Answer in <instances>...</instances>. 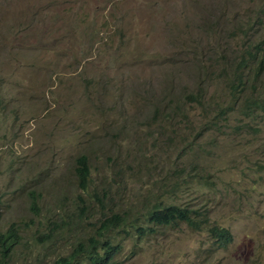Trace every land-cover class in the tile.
Segmentation results:
<instances>
[{
    "label": "rangeland",
    "instance_id": "rangeland-1",
    "mask_svg": "<svg viewBox=\"0 0 264 264\" xmlns=\"http://www.w3.org/2000/svg\"><path fill=\"white\" fill-rule=\"evenodd\" d=\"M0 7V97L14 99L0 104V233L22 234L0 264H54L115 215L127 221L110 234L122 264H264V107L240 112L263 92L264 0ZM174 204L237 225L233 244L211 251L187 225L129 239L145 207Z\"/></svg>",
    "mask_w": 264,
    "mask_h": 264
},
{
    "label": "trees",
    "instance_id": "trees-1",
    "mask_svg": "<svg viewBox=\"0 0 264 264\" xmlns=\"http://www.w3.org/2000/svg\"><path fill=\"white\" fill-rule=\"evenodd\" d=\"M249 54L252 56L251 52ZM246 60V58L243 59L244 66L247 65ZM262 63L263 61H261V64ZM262 68L263 66L259 67L258 73L261 72ZM250 73L253 72L250 71ZM245 81V73L243 72V69H240L235 73L232 79L228 80V82L230 83L229 87L232 89V91L236 92V84L238 83L239 85H244ZM262 86L263 92L259 95V98H256V100L251 99L254 100L251 101L247 97L244 101H241L240 112L242 114L247 116H253L257 115V109H263L264 84H262ZM89 173L90 171L88 167V160L85 158L82 167L78 171V175L80 179L84 182L88 178ZM180 210H182L181 207L173 205L165 207L164 209L162 207L155 209H151V207H145L141 217L137 218L136 220H133L130 225L134 228V232L138 233L139 231H142L141 233H145V230L143 229L148 222H152L157 230L170 227L171 222H173V219L175 217H178L182 219V221H186L191 225L197 223V211H192L188 214H184L180 212ZM145 216L146 218L144 226H142L143 221L141 220ZM138 222H140V226L137 224ZM203 223L204 222H201L200 225H202ZM125 224H127V221L122 220L120 216H112L101 224V231L98 232V236L91 237L89 246L79 244L74 254H72L71 256L58 258L55 264H81L76 262L74 257H85V264H118L116 260L117 255L119 253L118 251H116L117 244H113V239H110V234L114 229L113 226L117 225L119 227H123ZM130 225H128V227ZM19 233H21L19 229H17L16 227H12L6 233L0 234V251L2 252L3 258H7L8 256H10L14 252L16 246L19 245V241L20 239H22V236H20ZM129 233L130 232H128V235L131 236L132 234ZM222 234H224L223 230Z\"/></svg>",
    "mask_w": 264,
    "mask_h": 264
},
{
    "label": "clouds",
    "instance_id": "clouds-1",
    "mask_svg": "<svg viewBox=\"0 0 264 264\" xmlns=\"http://www.w3.org/2000/svg\"><path fill=\"white\" fill-rule=\"evenodd\" d=\"M4 16H5V10H3L0 7V29L4 28ZM12 84L15 85L17 83H12ZM7 101L12 102L10 107L7 106V104H6ZM1 103H3V105L8 110H12L14 108V99H12L10 97H5V98L4 97L3 98L0 97V104ZM253 116H255V115H253ZM85 158L87 159V157L85 155H81V156H79L77 158V169H76L77 172L76 173H77V176H78L79 179H80V177L78 175V171L82 167L83 161H84ZM88 167H89V165H88ZM89 177H90V173H89L88 178ZM204 180H205V182H206V184L208 186L210 180L208 178H206V177L204 178ZM80 181H82V180L80 179ZM216 187H217V185L214 186V188H216ZM245 188H246V186L245 187L241 186L240 185V181H238L237 185L234 187V190H233V198H232L233 199L232 200L233 203H237L240 199H242L241 196H242L243 191H244ZM168 206H170V205H168ZM168 206H166V207H168ZM173 206L181 207L182 210H180V212H182L184 214H188V213H190L192 211H197L198 212V214H196L197 223H195L194 225H191L188 222L182 221V219H180L178 217L177 218L175 217L173 219V222H171L170 227L171 226L187 225V226L192 227L195 231H202V232L207 233L208 241H207V244H205V245L207 247H209V249L211 251H216L217 249H222V248H228L230 245L233 244V242H234V234H233V230L232 229L234 227H236L237 225H233V224L230 223V225H228V226H222L219 223L211 222L210 218H208V219H198L199 216H200V213H201L198 208H196V209H194V208H185V207H182L180 205H175V204ZM162 208L164 209L165 207H162ZM240 208H241V206L239 205V207H237L236 210L234 211L233 215L236 214L240 210ZM201 222H204V223L202 225H200ZM170 227H166V228H162L160 230H157L152 222L151 223L148 222L146 224V226L144 227V229H143V230H145V233H141L142 231L138 232V235H139L138 241L141 240V239H144L146 237H149V236L153 237V238H156V237H158V235L160 234V232L163 229H168ZM222 230L224 231V234H222ZM2 233H6V232H2ZM134 233L135 232H133L132 235L129 236V239L134 235ZM19 235L22 236L21 233H19ZM112 242H113V244L114 243L117 244L116 251L119 252L118 255H117V259L116 260H117L118 264H122V261H120V258H121V256H123V254L125 252V247L123 245H121L120 243L115 242V240H113ZM135 246H139V243L137 242ZM76 250L77 249H75L72 254H74L76 252ZM72 254L67 255V256H71ZM63 257H65V256H63ZM74 258H75L76 262L81 263V264H85V259H86L85 257H74ZM55 263H56V261L54 262V264Z\"/></svg>",
    "mask_w": 264,
    "mask_h": 264
}]
</instances>
